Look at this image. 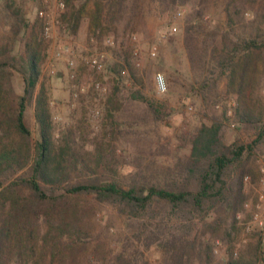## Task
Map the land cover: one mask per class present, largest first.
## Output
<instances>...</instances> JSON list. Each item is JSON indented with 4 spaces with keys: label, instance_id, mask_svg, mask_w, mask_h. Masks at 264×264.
<instances>
[{
    "label": "rangeland",
    "instance_id": "rangeland-1",
    "mask_svg": "<svg viewBox=\"0 0 264 264\" xmlns=\"http://www.w3.org/2000/svg\"><path fill=\"white\" fill-rule=\"evenodd\" d=\"M226 1L188 0L170 15L159 13L153 0H129L118 20L105 14L99 35L87 12L73 28L64 16L69 10L66 0H0V57L25 53L36 38L41 74L35 96L44 91L57 159L78 156L87 165L85 173H106L125 187H178L193 175V142L204 126L218 125L226 144H254L252 172L245 177L235 220L227 213L226 202L201 219L156 200L141 217H134L119 205L90 195L76 197L79 209L88 210L82 225L88 228L90 250L101 255L106 249L102 264H229L231 256L243 264H264V203L257 208L264 179V51L254 58L258 63L254 69L237 67L234 74L236 66L221 64L224 37L230 47L243 46L252 33L264 38V0H248L244 15L237 16L235 23H230ZM73 2L80 5L81 0ZM192 7L200 11L190 23L195 45L200 51L206 48L204 69L198 66V57L191 60L186 47V17ZM46 24L51 26L49 37L43 34ZM153 46L158 48L156 56L151 54ZM126 53L142 83L132 77L128 66L118 65L124 63ZM102 55L104 65L98 69L93 60ZM8 71L1 97L13 107L24 82L17 70ZM159 73L166 79L165 92L156 87ZM216 77L215 83L209 82ZM238 107L247 108L253 118L242 119ZM25 112L33 147L39 137L35 98ZM26 172L8 171L0 179L8 184ZM238 172V164L230 167L228 181H234ZM80 175V170L74 171L68 181L77 182ZM17 190L22 196L31 194L24 185ZM257 212L259 220L254 218ZM41 256L25 264L34 260L44 264Z\"/></svg>",
    "mask_w": 264,
    "mask_h": 264
},
{
    "label": "trees",
    "instance_id": "trees-1",
    "mask_svg": "<svg viewBox=\"0 0 264 264\" xmlns=\"http://www.w3.org/2000/svg\"><path fill=\"white\" fill-rule=\"evenodd\" d=\"M153 2L159 13L168 12L173 15L177 9L186 6L188 0ZM66 5L69 10L64 16L72 23L73 28H77L82 16L87 12L92 20L93 29L99 30L96 32L100 35L104 31L105 14L109 15L112 21L118 20L129 7V0H81L80 5H75L73 0H66ZM247 5L248 0L226 1L230 23H235L237 16L244 15ZM249 6L252 7L251 4ZM196 10L195 12V8L192 7L186 17L188 22L185 30L186 47L191 60L194 62L198 57L200 61L198 66H203L204 69L207 61L202 55L205 54L206 48L199 50L191 32L194 24L190 22H194L196 14L200 12ZM135 14L139 16V12ZM250 24L253 26L254 21ZM226 38L224 37L221 49V64L236 66L233 69L234 74L237 67L244 68V71L249 67L254 69L258 64L254 58L259 56L258 52L264 51V38L252 33L243 40V46L233 43L231 47ZM36 44V38L33 37L25 53L0 57V176L8 171L13 174L22 170L27 171L25 175L8 184H4V180L0 179V264H25L39 254L42 255L39 258L44 260V264L105 262L106 249L100 255L98 250L91 251L89 248L88 228L86 224L82 225L85 212L88 210L84 206L79 209V203H74V199L80 195H90L99 202L119 205L134 217H141L156 200L165 201L174 209H185L191 216L195 215L201 219L206 218L221 202H226L227 213L233 220L236 219L244 198L245 177L252 172L249 160L254 144L240 141L224 143L218 125L204 126L195 137L191 153L192 163L189 162L192 164L193 175L178 187L137 184L125 187L117 177L106 173L97 172L92 175L85 173L84 168L87 165L81 162L78 156L65 161L64 158L57 159L53 152L44 91L41 90L35 96L41 74V53ZM125 55L124 63L118 65L123 69L128 66L132 77L142 83L143 78L135 74L130 56L128 53ZM238 58L244 62L236 63L235 60ZM11 68L21 74L24 82L23 93L15 100L17 107L10 106L1 97L8 69ZM244 74L245 72L240 74L242 80ZM216 79L217 77L209 82L215 83ZM33 98L36 99L39 137L35 146L31 147L33 135L26 122L25 111ZM237 114L245 121L253 118L247 108L238 107ZM237 164L239 165L237 177L229 182L227 171ZM79 170L82 175L78 181L69 182L68 176ZM19 185L26 186L31 194L28 196L19 194L17 190ZM81 210L84 211L83 216L78 217L82 213ZM226 233L230 235L229 231ZM208 248L210 249V245ZM233 258L231 256L229 264H243L241 259ZM35 261L33 264H37Z\"/></svg>",
    "mask_w": 264,
    "mask_h": 264
},
{
    "label": "built area",
    "instance_id": "built-area-1",
    "mask_svg": "<svg viewBox=\"0 0 264 264\" xmlns=\"http://www.w3.org/2000/svg\"><path fill=\"white\" fill-rule=\"evenodd\" d=\"M60 4L62 6H64L65 3L64 2H61ZM40 16L41 17L45 16V12L43 10L40 11ZM172 30L173 31H176L177 28L176 27H173ZM43 34L46 37H49L50 36V34H51V26L50 25H48V24L44 25V27H43ZM157 52H158L157 46H153L152 47V50H151L152 56H156ZM58 55H61V53L59 52ZM103 60H104V55H102V57L99 58V59H94L93 60V64L98 69H101L103 67V65H104ZM71 63H73V62H71ZM50 69H51V72H53L52 68H50ZM155 81H156V87H157V89L160 92H165L167 90L166 79H165V77H164V75L162 73H159V74L156 75ZM262 184H263L262 188L258 191V202H257V208L258 209L264 203V179H262ZM254 218H255V220H259V213L258 212L254 214ZM263 237H264V233H263Z\"/></svg>",
    "mask_w": 264,
    "mask_h": 264
}]
</instances>
